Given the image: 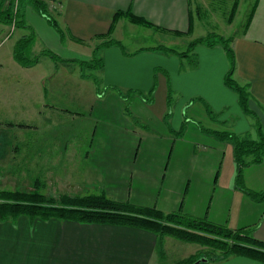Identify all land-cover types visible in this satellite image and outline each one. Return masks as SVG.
<instances>
[{
    "label": "crops",
    "instance_id": "0c3cea01",
    "mask_svg": "<svg viewBox=\"0 0 264 264\" xmlns=\"http://www.w3.org/2000/svg\"><path fill=\"white\" fill-rule=\"evenodd\" d=\"M41 1L61 36L34 6L27 2L24 8L26 0L19 2V26L12 29L11 24L0 23V45L11 40L9 48L0 52V128L31 129L35 120L24 111L36 114L41 106L63 104L48 95H60L65 88L92 123L89 148L77 153L80 161L76 168L71 160L69 170L63 173L69 180L56 178L71 193L103 192L116 201L165 213L181 212L230 229H249L254 238L264 241V197L249 194L264 190V157L258 164L242 167L238 182L232 143L216 135L228 132L256 139L258 128L264 135V0L253 3L248 26L232 34L230 43L235 58L232 78L247 90L243 106L237 93L224 83L229 61L221 43L198 44L187 56L153 49L159 45L171 48L159 42L150 46L136 43L135 35L140 41L171 35L189 42L217 33L201 31L199 21L192 17V1L207 0ZM117 11H130L152 26L140 25L142 29H138L126 17L118 16L110 37L119 42L128 39L130 47L120 43L97 51L92 46L83 48L93 41H104L94 38L110 29ZM198 30L201 34H196ZM30 33L34 53L48 50L68 60H89L96 54L102 66L59 71L50 59L46 69H38L47 55H41L36 65L23 66L14 59L12 48ZM198 51L203 54L198 55ZM193 97L207 104L193 105ZM207 105L216 113L234 105L229 113L234 123L226 115L229 128H223V117H211ZM196 106H200L202 117L194 110ZM16 110L26 115H19L14 123ZM195 117L206 126L201 132L207 136L201 134V139L190 137L191 132L200 134V129L198 133L190 123ZM112 125L117 128L112 129ZM20 150L16 144L8 146L6 155L11 162L7 166L0 162V181L4 179L1 175L15 165H21L23 175L37 172L35 169L48 174L62 162L58 153L52 155L44 144L26 146L18 156ZM19 157L21 162H17ZM200 248L199 244L169 236L156 238L151 232L127 225L30 220L25 216L0 218V264H170L175 260L168 259L169 254L180 259L200 252ZM201 264L264 263L234 255Z\"/></svg>",
    "mask_w": 264,
    "mask_h": 264
},
{
    "label": "trees",
    "instance_id": "16d2710c",
    "mask_svg": "<svg viewBox=\"0 0 264 264\" xmlns=\"http://www.w3.org/2000/svg\"><path fill=\"white\" fill-rule=\"evenodd\" d=\"M26 2L34 6L46 18L48 24L61 36L55 19L48 14L43 1L26 0ZM237 2L239 0L232 1L231 5L233 9L237 5ZM255 2L256 0H254V4ZM253 8L252 6L243 24V28L248 26L252 17ZM15 16H18V12L14 14L11 5L7 4L6 0H0V23L11 24ZM118 16H124L135 24L147 27L152 26L149 21L132 14L130 11H117L114 14L110 29L104 34L96 35V37L106 36L107 39L96 46V51L101 47L111 44L121 45L119 41L109 37ZM20 22L19 19H16L15 25L19 26ZM33 39L34 36L30 33L22 36L14 43L13 57L23 66H32L39 59L37 57L32 60L24 54L25 51H31ZM75 40L80 42L78 39ZM231 41L232 35L226 37L218 33H209L204 37L190 40L184 51H177L174 48L162 45L153 49L175 52L179 56H187L192 53L198 44L213 46L216 43H221L229 61V68L225 74L224 83L228 88L237 93L240 104L243 106L246 104L248 95L246 87L240 85L232 78V73L235 68V58L233 48L230 45ZM41 55H47L55 60H59L60 58L48 50L42 51L39 56ZM72 60L78 61L82 70L85 67L93 69L102 66V61L96 54L89 60ZM152 91L153 89L150 90L149 100H151ZM125 110L128 111V105H125ZM216 135L219 139L232 143L233 157L238 169L236 176L238 182L240 181L242 167L258 164L263 160L264 135L259 128L256 139L240 137L228 132H221ZM249 194L254 198L262 199L264 197V190L259 193L249 191ZM18 216H25L30 220L59 219L81 223L127 225L151 232L156 238L169 236L182 242L196 243L205 248L200 253L170 264H192L200 259L201 256L206 257L207 261H209L234 255L248 257L264 263V241L254 238L249 229H230L205 218H197L181 212L165 213L156 208L136 206L129 202L116 201L103 192L76 196L63 194L55 197L45 195L40 191L0 190V218L14 219Z\"/></svg>",
    "mask_w": 264,
    "mask_h": 264
},
{
    "label": "rangeland",
    "instance_id": "374dc122",
    "mask_svg": "<svg viewBox=\"0 0 264 264\" xmlns=\"http://www.w3.org/2000/svg\"><path fill=\"white\" fill-rule=\"evenodd\" d=\"M231 2L232 1H225V0H207L205 3L203 2L195 3L192 1V3L194 4L191 5L192 17L199 21L201 31L202 30L206 32L214 31L224 36H229L235 33H239L252 8L254 0H239V2H237V5L235 6L234 9L232 8ZM24 4H25L24 6L25 8L27 6V2H25ZM136 26L138 27V29H142V26H140L139 24H136ZM16 34H17V30L14 32L12 38ZM196 34H201V33L198 30ZM135 36H136V43L141 44V46H150L154 42L155 43L159 42L161 44L171 46V48H174L177 51H184L187 48L186 46L188 42L187 38H174L171 35H159V36L155 35V37L152 39L148 38L147 40L142 39V41H140V38L137 37V35ZM100 39L107 40L106 36L103 37L98 36L94 38V40H100ZM156 39H158V41H155ZM121 41L122 42L120 43L122 45H125L127 47L131 46V43L130 42L128 43L129 41L128 39H126L125 41L122 39ZM10 43L11 40L9 39H7L4 43H2L0 45V52L5 48H9ZM98 45L99 42L93 41L85 45L83 48L88 46L90 49V47L92 46L93 51H95L96 46ZM195 51L197 52V50ZM209 51H215V50H209ZM24 54L26 57L32 60L37 57H40L39 56L40 52L34 53L33 48H31L30 52L25 51ZM202 54L203 52L198 51V55L201 56ZM48 60L53 61V65H56V68L59 71H64L67 69L81 70V66L78 63V61L60 59V58L59 60H54L49 56L46 57V60L44 62L40 61L38 65V69H46ZM34 65H36V63ZM216 65H217V69H219L220 60L218 57L216 58ZM83 70L88 71L91 70V68L85 67ZM100 91L101 92L104 91L102 86H100ZM59 94L60 95L56 93H52L51 95L49 94L48 98H58L62 100L63 104L55 103L54 105H52V107L41 106L39 108L40 112H38L37 110L36 114L34 113L33 110L24 111V112H29V116L35 120L34 125L31 127V129L27 128L26 130H20L17 128V126H14V129L11 130L0 128V162L1 164L6 166L10 164L11 159L10 157L7 158L6 153L8 150V146H10L11 144H16L18 145V148L21 149L20 150L21 152L18 154V156H21L22 149L25 148L26 146L33 148V147H37L38 145L44 144L45 148L51 151L50 153L52 155L58 153V156H60L58 159L59 160L61 159L62 162L57 167L54 165L53 173L51 171L48 174H45L44 171L40 173L38 172L40 169H35V171L37 172H32V173L30 172L31 174L26 173L25 175H23L21 173L22 170L21 165H15L9 169L8 173H3L1 175V178L4 179L3 181H0V190L13 191L15 189H18L20 191H40L45 195L48 196L52 195L55 197H58L63 194L73 195V196L80 195L79 193L78 194L71 193V190L65 187V185L60 183L59 180H57L56 178L60 177L62 180L65 179L69 180L68 176L63 173H66L69 170V167L67 165L68 162H70L71 160H74L73 167L76 168V165L80 161V158H78L79 155H77V153L87 150L89 148L92 123L88 117L89 115L80 109L79 107L80 102H77V99H75L74 95L73 96L72 94L69 95V91L66 90L65 88ZM69 97L72 100H74V102H76V106L69 103L72 102L68 99ZM192 101H194L193 105L198 104V102H201L202 105L205 107V105L207 104L200 97H193ZM130 103H131V99L129 101V104ZM156 103L158 104V99ZM194 110L199 114V116L202 117L203 114L200 106H196ZM233 110H234V105H231L228 109L224 110L222 113H218V112L216 113L207 105V113L211 115V117H223L224 119L226 118V115H229V113L233 112ZM22 112H23L22 110L15 111L16 117L13 121L14 123L18 122L19 115L24 114ZM208 114H205V117H207ZM196 120L197 117L190 119V123L194 124V126L197 128V132L200 129V134L198 135L197 133L191 132L190 137L193 139H201L200 136L201 134L207 136V134H205V131H202L204 133L201 132V128L202 127L205 128L206 126L204 125L203 122L199 123ZM224 122L225 124L223 128H229V126H227L225 119ZM229 122L234 123L233 115H229ZM111 128L115 129L117 127L112 125ZM64 151H66V153H61ZM21 161L22 159L21 157H19L17 159V162H21ZM53 161L55 162L54 158ZM23 169L26 172L28 171V169L24 167ZM1 170L5 171L7 169L5 170L1 169ZM23 177H25L26 180H23L21 182V179H23ZM29 178L30 180L28 181ZM200 249L201 252L205 248L201 246ZM176 256L177 255L171 256V254H169L168 259L177 261L186 258L183 257L179 259L178 256L177 257ZM202 257L203 256H201V258Z\"/></svg>",
    "mask_w": 264,
    "mask_h": 264
},
{
    "label": "built area",
    "instance_id": "2783aa9c",
    "mask_svg": "<svg viewBox=\"0 0 264 264\" xmlns=\"http://www.w3.org/2000/svg\"><path fill=\"white\" fill-rule=\"evenodd\" d=\"M19 2L20 0H6V3L11 5L14 14H16L18 11ZM15 21H16V16L13 18L12 23L10 25L12 29L15 26Z\"/></svg>",
    "mask_w": 264,
    "mask_h": 264
},
{
    "label": "water",
    "instance_id": "95a60500",
    "mask_svg": "<svg viewBox=\"0 0 264 264\" xmlns=\"http://www.w3.org/2000/svg\"><path fill=\"white\" fill-rule=\"evenodd\" d=\"M205 261H207V258H206V257H202V258L196 260V261H195L194 263H192V264H199V263H201V262H205Z\"/></svg>",
    "mask_w": 264,
    "mask_h": 264
}]
</instances>
